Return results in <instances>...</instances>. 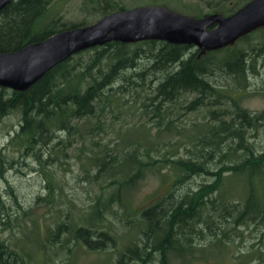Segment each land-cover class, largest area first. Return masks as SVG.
Segmentation results:
<instances>
[{
	"label": "trees",
	"instance_id": "1",
	"mask_svg": "<svg viewBox=\"0 0 264 264\" xmlns=\"http://www.w3.org/2000/svg\"><path fill=\"white\" fill-rule=\"evenodd\" d=\"M82 1L85 19L79 23L48 18L54 0L10 3L0 13V54L94 24L87 17L100 20L127 10L118 0ZM204 1L210 11L227 17L252 0H238L224 12L217 3L210 4L216 0ZM260 32L264 27L212 52L157 40L110 42L59 64L26 92L0 87V124L11 114L20 116L12 143L22 156L31 153L42 169L50 163L64 167L65 173L70 160L81 166L76 178L86 200L71 198L67 183L56 175H46V195L37 197L57 215L46 237L52 252L112 248L116 264H172L203 250L202 244L228 246V230L253 226L259 241L240 257L247 259L245 264H264V147L255 140L264 129V110H248L241 96L251 89L252 79L264 76L259 71L264 66V36L261 43L254 39ZM134 95L138 99L131 101ZM136 111L153 125L128 126L125 116ZM196 112L202 121L180 127L183 115ZM109 113L115 122L107 120ZM120 119L124 121L118 123ZM134 129L142 133L128 140L126 132ZM153 132L158 138H187L185 155L155 159L152 152L160 151ZM44 152L49 158L45 161ZM0 165H5L1 152ZM164 167L175 171L177 179L164 199L136 215L139 236L120 249L109 216L119 215L115 206L123 207V198L147 173ZM196 177L204 182L183 191ZM0 264L33 263L0 240Z\"/></svg>",
	"mask_w": 264,
	"mask_h": 264
},
{
	"label": "rangeland",
	"instance_id": "2",
	"mask_svg": "<svg viewBox=\"0 0 264 264\" xmlns=\"http://www.w3.org/2000/svg\"><path fill=\"white\" fill-rule=\"evenodd\" d=\"M126 9H134L142 6H160L170 9L174 12L192 17L203 18L213 13L207 8L204 0H118ZM82 0H54L50 7L49 15L51 17L63 18L64 21L74 23L82 22L85 16L80 11L83 6ZM217 3L218 10L222 12L236 7L238 0H231L222 3L219 0L210 1V4ZM221 15V14H219ZM88 22L95 23L96 16L87 17ZM98 19V18H97ZM264 32L254 35L255 42L261 43ZM147 62V60H144ZM264 66L260 68V74L264 75ZM251 89L242 93L243 106L252 112H261L264 110V76L259 75L251 81ZM255 91H260L255 93ZM140 92V88L138 89ZM141 95H145L141 93ZM134 95L130 98L135 101L138 98ZM142 98L138 100L141 103ZM140 111H136L134 116H125L128 126L147 123V117H141ZM182 114L185 111L181 112ZM124 118V115L121 116ZM200 112L183 115L180 127H190L197 121H202ZM107 120H112L111 113L107 115ZM124 120L120 119L121 123ZM20 116L11 114L7 116L0 124V152L5 160V165H0V240L9 244L12 249L21 256L28 257L33 264H116L118 255L114 249L108 252H93L87 248L72 250L70 253L65 250L52 252L48 242V230L54 228V221H57V215L53 208L48 204L37 202L38 195H46L44 180L47 177L53 178L56 175L62 183H67V193L71 198L80 202V199L86 200L87 196L83 192L82 184L77 183V175L81 173V166L74 159L70 160V171H64V167L59 165L47 164L44 169L38 164L35 157L29 154L22 156L16 145L12 143L15 131L18 130ZM153 122L147 123L151 127ZM119 126H116L117 130ZM142 131L134 129L127 131L128 140H133ZM141 138L144 139L143 136ZM152 138L157 144L156 149L160 152H152L155 159H160L167 155L170 159H177L185 155V146L189 145V140L185 137H175L172 135H161L156 137L154 132ZM259 147H264V129H262L255 139ZM146 142V141H145ZM43 160H48V156L43 153ZM174 156V157H172ZM48 158V159H47ZM15 164L11 166V162ZM57 166V167H55ZM45 171L46 173H44ZM175 172V171H174ZM171 169L164 167L160 172H150L137 183V186L131 190L127 198H123L122 204L116 205L114 212L118 216H109L111 227L114 228V236L118 238L117 246L122 249L129 242V238L135 239L139 236V229L136 215L141 211L152 207L171 190L176 174ZM49 175V176H48ZM204 182L203 178L196 177L192 179L183 188L187 191L188 187L197 188ZM206 182V179H205ZM93 195L95 193L93 192ZM59 198V197H58ZM234 201L237 198H232ZM27 212L24 215L23 212ZM126 217V219H125ZM130 228V229H129ZM241 230V231H240ZM239 231L228 230L231 242L228 246L218 247L214 241L211 244H202L200 249L192 257L174 260L172 264H245L247 259L240 256L247 255L259 241V232L253 226L242 228ZM240 232H243V238ZM231 235V236H230ZM129 236L127 239L125 237ZM222 238V237H221ZM41 240L42 246L38 243ZM225 240V239H224ZM243 240V241H242ZM209 242V241H208ZM207 243V242H204ZM200 244H198L199 246ZM121 251V250H120ZM253 264V263H252Z\"/></svg>",
	"mask_w": 264,
	"mask_h": 264
},
{
	"label": "water",
	"instance_id": "3",
	"mask_svg": "<svg viewBox=\"0 0 264 264\" xmlns=\"http://www.w3.org/2000/svg\"><path fill=\"white\" fill-rule=\"evenodd\" d=\"M17 0H0V13ZM264 27V0H252L236 13L192 18L160 6L108 14L96 23L56 33L23 49L0 54V87L26 92L48 72L76 54L110 42L162 41L202 52L227 48Z\"/></svg>",
	"mask_w": 264,
	"mask_h": 264
},
{
	"label": "flooded vegetation",
	"instance_id": "4",
	"mask_svg": "<svg viewBox=\"0 0 264 264\" xmlns=\"http://www.w3.org/2000/svg\"><path fill=\"white\" fill-rule=\"evenodd\" d=\"M228 17V16H227Z\"/></svg>",
	"mask_w": 264,
	"mask_h": 264
}]
</instances>
